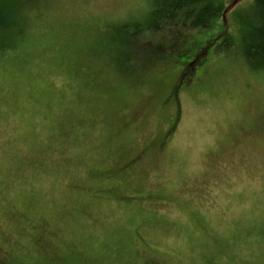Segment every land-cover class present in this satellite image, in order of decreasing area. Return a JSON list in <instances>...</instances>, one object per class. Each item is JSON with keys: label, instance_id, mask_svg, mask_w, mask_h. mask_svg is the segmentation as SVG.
I'll list each match as a JSON object with an SVG mask.
<instances>
[{"label": "rangeland", "instance_id": "1", "mask_svg": "<svg viewBox=\"0 0 264 264\" xmlns=\"http://www.w3.org/2000/svg\"><path fill=\"white\" fill-rule=\"evenodd\" d=\"M150 7L25 0L0 59V264H264V71L214 52L215 26L118 71L102 45Z\"/></svg>", "mask_w": 264, "mask_h": 264}, {"label": "trees", "instance_id": "2", "mask_svg": "<svg viewBox=\"0 0 264 264\" xmlns=\"http://www.w3.org/2000/svg\"><path fill=\"white\" fill-rule=\"evenodd\" d=\"M21 7L25 0H0V59L19 47L30 25ZM228 10L227 0H151L143 23L124 27L126 22H120L111 27L113 37L107 36L102 45L105 59L128 74L137 70L144 58L153 60L151 54L166 48L167 44L157 41L159 34L172 32L174 27L201 30L215 26L218 35L208 44L214 52L239 55L251 71H264V0H250L234 8V28L224 32Z\"/></svg>", "mask_w": 264, "mask_h": 264}]
</instances>
